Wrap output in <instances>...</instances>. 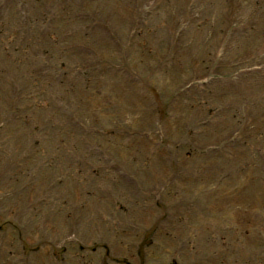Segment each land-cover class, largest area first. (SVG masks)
I'll list each match as a JSON object with an SVG mask.
<instances>
[{
	"label": "rangeland",
	"instance_id": "obj_1",
	"mask_svg": "<svg viewBox=\"0 0 264 264\" xmlns=\"http://www.w3.org/2000/svg\"><path fill=\"white\" fill-rule=\"evenodd\" d=\"M1 24L0 264H264V0H0Z\"/></svg>",
	"mask_w": 264,
	"mask_h": 264
}]
</instances>
